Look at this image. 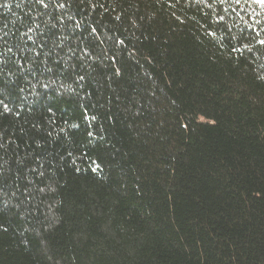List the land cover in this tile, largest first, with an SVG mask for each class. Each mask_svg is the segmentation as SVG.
Masks as SVG:
<instances>
[{
    "label": "trees",
    "instance_id": "1",
    "mask_svg": "<svg viewBox=\"0 0 264 264\" xmlns=\"http://www.w3.org/2000/svg\"><path fill=\"white\" fill-rule=\"evenodd\" d=\"M0 264H264V0H0Z\"/></svg>",
    "mask_w": 264,
    "mask_h": 264
}]
</instances>
